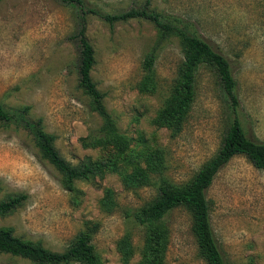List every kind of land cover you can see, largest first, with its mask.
Returning a JSON list of instances; mask_svg holds the SVG:
<instances>
[{
	"label": "rangeland",
	"instance_id": "obj_1",
	"mask_svg": "<svg viewBox=\"0 0 264 264\" xmlns=\"http://www.w3.org/2000/svg\"><path fill=\"white\" fill-rule=\"evenodd\" d=\"M88 1L116 13L143 0ZM150 8L193 18L198 32L230 64L246 134L264 142V0H150ZM79 17L75 6L58 0H0V104L12 110L26 107L28 118H40L42 129L53 134L55 148L70 164L101 161L114 169L107 166L89 181L76 180L78 193L72 201L59 184L60 173L40 157L26 131L0 122V200L26 194L20 205L0 215V228L61 251L84 221H94L98 228L92 243L101 264H139V229L123 219L119 208L137 207L155 191L128 183L133 168L145 167L153 157L168 181H187L217 150L234 114L213 71L200 66L187 119L171 136L153 120L181 60L177 36L159 40L143 19L108 25L88 14L84 33L93 49L90 78L119 133L131 140L120 155L110 146L83 145L100 118L88 109L77 85ZM150 48L155 50L153 87L143 89L141 62ZM104 189L118 204L109 213L100 206ZM205 198L227 264H264V169L234 155L217 171ZM163 222L168 233L162 264H205L186 210L171 209ZM124 234L130 238L127 257L120 245ZM0 264L32 263L0 252Z\"/></svg>",
	"mask_w": 264,
	"mask_h": 264
},
{
	"label": "trees",
	"instance_id": "obj_2",
	"mask_svg": "<svg viewBox=\"0 0 264 264\" xmlns=\"http://www.w3.org/2000/svg\"><path fill=\"white\" fill-rule=\"evenodd\" d=\"M75 6L80 12V25L76 33L78 45L77 85L87 97V107L100 118V124L90 130L82 139L85 146H110L115 155H120L129 145L131 138L119 133L111 114L102 104V95L90 78L93 64V49L84 33L85 16L93 14L108 25L117 21L143 19L150 22L156 30L159 40L170 35L178 38L181 60L175 77L159 110L154 123L169 130L171 136L182 129L195 97L194 82L197 70L204 66L213 71L218 85L228 101L234 116L227 125L217 150L197 169L190 179L183 183L168 181L161 173L158 161L148 157L145 167H134L128 183L131 186H152L155 194L137 207L119 208L123 219L139 229L141 248L139 264H162L167 243V228L163 222L165 214L174 208H183L190 217V231L196 243L198 256L205 264H227L215 241L210 220L205 191L217 171L234 155H242L253 167L264 169V142L246 134L239 117V100L236 93V81L231 67L223 54L216 50L197 30V24L188 16L175 12L156 11L150 8V0H143L138 6H131L116 13H109L93 5L88 0H58ZM155 50L150 48L142 58L141 69L144 73L140 87L152 88L154 79L153 63ZM147 84H151L147 87ZM26 107L12 110L0 104V122L15 123L31 137L41 158L46 159L59 173L60 186L67 191L73 201L78 189L76 180L89 181L100 174L104 168L114 164L101 161L67 162L54 146V136L45 132L41 119L31 120L26 115ZM120 156H117L119 160ZM152 175V176H151ZM26 199V194L16 193L0 200V215L11 212ZM106 213L118 208L109 190L104 189L100 201ZM98 223L90 220L68 241L61 251H52L38 242L22 240L12 234L10 228H0V252L27 259L32 264H101L96 253L92 237ZM124 257L130 253V238L124 234L121 238Z\"/></svg>",
	"mask_w": 264,
	"mask_h": 264
}]
</instances>
